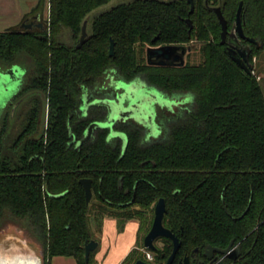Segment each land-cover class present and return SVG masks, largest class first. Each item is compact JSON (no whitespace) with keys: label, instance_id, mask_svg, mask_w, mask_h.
<instances>
[{"label":"trees","instance_id":"1","mask_svg":"<svg viewBox=\"0 0 264 264\" xmlns=\"http://www.w3.org/2000/svg\"><path fill=\"white\" fill-rule=\"evenodd\" d=\"M111 1L49 0L44 29L0 31V70L24 71L0 115V233L13 226L30 236L43 264L54 257L97 264L95 251L85 260L91 227L100 234L113 218L122 232L136 220L146 236L163 199V226L180 244L172 264L230 243L237 257L225 264H264V0H193L192 14L187 0H133L89 19ZM240 3L243 33L258 44L243 41L250 74L224 52L214 13L219 7L233 32ZM84 21L87 36L77 49ZM167 45L191 47L184 65H148L146 49ZM108 73L182 98V107L162 117L161 138L146 142L137 126L118 125L124 140L97 129L77 147L90 124L106 119L101 108L83 116L80 106ZM84 179L91 181L88 207ZM160 244L148 251L153 261L133 251L123 264H165L173 246Z\"/></svg>","mask_w":264,"mask_h":264},{"label":"water","instance_id":"2","mask_svg":"<svg viewBox=\"0 0 264 264\" xmlns=\"http://www.w3.org/2000/svg\"><path fill=\"white\" fill-rule=\"evenodd\" d=\"M190 11L189 14H192L194 11L193 0H187ZM241 10L242 4H239V7L235 16V29L233 32H228L227 23L223 18L221 10L219 7L214 9V13L217 17V20L221 27L220 32V45L225 46L224 52L229 57V59L235 63L240 69L245 73L250 74L252 70V65L249 62V57L251 54V49L249 46L241 45V41H246L251 45L258 46L257 42L254 39L246 38L241 23ZM186 23L189 26V29H192V23L189 19L186 20ZM41 26V25H38ZM33 24H22L20 28L31 29ZM87 21H84L81 27V36L76 45V48L79 49L87 36L86 33ZM191 52L190 46H178V45H167L160 47H148L146 49V61L148 65L157 66V67H181L184 65L185 56ZM114 53V43L110 42L109 47V56H113ZM124 85V84H123ZM120 103V102H119ZM17 105L15 106V108ZM149 113L148 119L146 118L145 110H142V107H122V105L113 106L109 115V119L106 123H92L88 126L84 133V138L77 143V147L85 144L93 135V132L96 129H112L114 122L121 119L134 118L139 120L144 125H147L149 128H152V117L153 114ZM81 186L83 187L85 193V201L87 207L89 206L92 200V189L91 181L84 179L80 181ZM165 202L163 199H160L154 207V218L151 225V228L147 235L143 239L144 249L147 251H155L156 248L154 243L158 239H168L172 242L173 248L172 253L167 259L166 264H171L176 252L179 249V242L177 238L163 226V219L165 216ZM98 243L94 240L86 241L84 245L85 260H88V257L91 252L97 249ZM232 249V243L228 245L226 249L213 248L207 246L205 256L208 260H211L213 254L219 255H228V257L234 260L237 255L235 250ZM197 251L195 249L191 256L193 257L194 253ZM0 264H43V257L40 254L38 248L34 244L27 242L23 239L22 234H16L14 230L10 229L6 234L0 236ZM134 264H150L148 262L138 260ZM180 264H190L189 258L185 257L183 262Z\"/></svg>","mask_w":264,"mask_h":264},{"label":"crops","instance_id":"3","mask_svg":"<svg viewBox=\"0 0 264 264\" xmlns=\"http://www.w3.org/2000/svg\"><path fill=\"white\" fill-rule=\"evenodd\" d=\"M48 16L49 0H0V31L18 28L42 30L47 26ZM22 24H33L34 27L31 29L20 28ZM104 221L98 240H94L98 243L94 260L97 264H123L127 256L138 249L139 225L136 226L134 222L129 221L125 224L123 231L118 232L117 229H113L116 223L110 222L108 225L109 228L112 227V230H110L111 235L108 236L105 230L107 223ZM125 228L131 229L128 232ZM14 231L16 234H22L21 231ZM6 233L7 231H2L0 236ZM34 246L38 248L37 244ZM143 253L146 257V253L149 252L143 250ZM40 254L42 255L41 251ZM50 264H76V262L70 257H54Z\"/></svg>","mask_w":264,"mask_h":264},{"label":"rangeland","instance_id":"4","mask_svg":"<svg viewBox=\"0 0 264 264\" xmlns=\"http://www.w3.org/2000/svg\"><path fill=\"white\" fill-rule=\"evenodd\" d=\"M133 0H112L110 3L99 7L98 9L94 10L93 12H91L89 14V19L94 18L95 16H97L98 14H101L103 12H106L108 10H110L111 8L117 6L118 4H123V3H128L131 2ZM171 1V0H169ZM62 41H65V43L69 44V37L68 34L66 33V35H64L62 37ZM23 75H24V71L20 68V67H14L10 70L7 71H1L0 70V115L3 111V109L5 108V106L7 105L8 102L11 101V99L18 93L21 84H22V80H23ZM260 78H262L260 80L263 89H264V77L261 76ZM118 88H122L124 94L122 96H118L119 98L117 99L120 103L119 105H122V107H125L126 102H128V106L129 107H135L138 108L139 106L142 107V110H145L146 113V118L148 119L149 117V113H152L153 115H155L156 112V108L157 106H159L161 109L165 108L168 111H171V107H175L176 103H175V99L173 100L171 97H167L165 95H163L161 92L157 91L156 89L153 88H149L148 86L142 84L140 82V80H137L135 82H132L131 84H126L125 85H120ZM110 90V89H109ZM119 89H116V91H118ZM121 97V98H120ZM177 100H181L182 98L178 97L176 98ZM109 101H106L105 103H108ZM190 102L189 100H186V103ZM182 105V104H181ZM175 110V108H174ZM166 113V111H158V113ZM152 120L154 121V118L152 117ZM20 123V122H19ZM15 133L17 134V131H15ZM162 137V134L161 136ZM151 141V140H149ZM147 141V142H149ZM107 223V225L105 226V230L107 231V235L110 236L111 235V231L112 227L109 228L108 223L113 222L116 223L115 224V228L113 227L114 230L117 229V221L113 218H105L104 219ZM104 221V223H105ZM132 223L134 222L136 224V226H138V221L133 220L131 221ZM3 231H8L10 229L12 230H17L16 227L13 226H7V227H3ZM126 229V228H125ZM131 228H128L126 230H128V232L130 231ZM91 231L93 233L94 239L98 240L100 234H97L95 232V230L91 227ZM118 231V229H117ZM125 231V230H124ZM22 236L24 237V240H26L29 243L32 244H36L34 243L35 241L28 235H24L22 233ZM144 233L143 231L140 232L139 234V238H138V242H137V246L138 249L135 251V253H137V256H143V250L145 251L144 247H143V238H144ZM38 248H39V252L41 251L40 246L37 244Z\"/></svg>","mask_w":264,"mask_h":264},{"label":"flooded vegetation","instance_id":"5","mask_svg":"<svg viewBox=\"0 0 264 264\" xmlns=\"http://www.w3.org/2000/svg\"><path fill=\"white\" fill-rule=\"evenodd\" d=\"M240 43L243 46H248V45H245L243 43V41H241ZM140 82L143 84L142 81H140ZM131 83H126V84H131ZM122 84L125 85V82H123L122 80L116 78L113 73H111V74L108 73L106 75L105 79L102 81L101 86L98 87L96 90H94V92H92V93L84 92L83 93L82 98H81L80 112L83 114V116H86L90 109L95 108V107L96 108H101L102 110H104V111L107 112V116H106L105 121L104 122H101V123H106L108 121V119H109V115H110V112H111L112 107L119 105V101L117 100L119 98L118 96L119 95L122 96L124 94L122 88H118ZM116 89H119V90L116 91ZM172 99L173 100L175 99L176 105H175V107H171V109H170L171 111H168L165 108L161 109L159 106H157L155 115H153L154 121L151 123L153 125L152 128H149L147 125H144L139 120L134 119V118H129V119H126V120L121 119V120H117L116 122H114V125H113L112 129H108L109 130V138H111V139H113V138H119V139H123L124 140V138H125L124 134L115 131L114 128L116 126H118V125H128V124H132V125H135L138 128H140L144 132V134H145V141L146 142L149 141V140H156V139L161 138L160 137L161 134L163 135V129H162V124H161V119L164 116V113L161 112L159 114L158 111H164L165 110L166 111L165 114H169V113L176 112V110L178 108H180V107H182L184 105V103H183L182 100H177L176 98H172ZM106 101H109V102L108 103H105ZM128 104L129 103L126 102L125 107H128ZM174 108H175V110H174ZM97 123H100V122H97ZM94 132H93V135H94ZM93 135L91 136V138L93 137ZM83 138H84V136H83ZM78 147H80V146H78ZM160 240L161 239H158L154 243V246L156 248L155 251H157V249H159V247H161ZM232 249L235 250L234 248H232ZM150 252H154V251H150ZM195 253H197V251ZM205 253H206V249H205V251L203 253V259H199V260H197V261H195L193 263H191L189 261V263L190 264H225V261L227 259L228 260H232V259H230L228 257V255H219V254H216V253L213 254V257H212L211 260H208L206 258V256H205ZM151 257H152L151 261H153V256L151 255ZM173 261H174V259H173ZM173 261H172V263H173ZM180 263L181 262H179L178 264H180Z\"/></svg>","mask_w":264,"mask_h":264},{"label":"built area","instance_id":"6","mask_svg":"<svg viewBox=\"0 0 264 264\" xmlns=\"http://www.w3.org/2000/svg\"><path fill=\"white\" fill-rule=\"evenodd\" d=\"M146 259H147L148 261H151L152 257H151V255H150V253H146Z\"/></svg>","mask_w":264,"mask_h":264}]
</instances>
